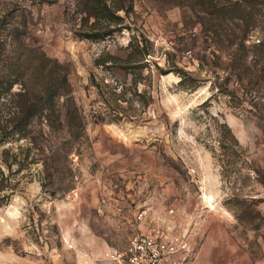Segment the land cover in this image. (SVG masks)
I'll return each mask as SVG.
<instances>
[{
	"label": "rangeland",
	"instance_id": "1",
	"mask_svg": "<svg viewBox=\"0 0 264 264\" xmlns=\"http://www.w3.org/2000/svg\"><path fill=\"white\" fill-rule=\"evenodd\" d=\"M75 1L0 0V35L10 56L18 53L13 27L26 20L27 48L67 66L71 95L87 121L84 136L70 143L67 130L52 129L29 152L26 139L0 147V155L23 148L22 167L8 169L0 161L5 176L18 183L0 208V264H109L105 251L125 248L134 232L132 200L147 190L159 195L157 211L173 207L179 222L202 210V246L190 264H264V53L250 47L264 39V0H253L258 26L244 52L254 77L232 67L236 47L218 20L212 28L207 0H131L126 23L152 40V59L164 69L175 63L189 71L199 86L184 88L174 71L155 72L139 87L151 93V104L143 111L135 105L133 115L121 119L103 107L91 74L130 81L95 60L106 51L125 55L132 32L125 28L99 41L78 37L65 16ZM221 83L233 94L218 92ZM5 99L10 95L0 98L4 112ZM101 112L106 118L97 121ZM223 123L241 145L237 152L219 145ZM34 125L35 133L38 119ZM43 160L54 166L46 188Z\"/></svg>",
	"mask_w": 264,
	"mask_h": 264
},
{
	"label": "trees",
	"instance_id": "2",
	"mask_svg": "<svg viewBox=\"0 0 264 264\" xmlns=\"http://www.w3.org/2000/svg\"><path fill=\"white\" fill-rule=\"evenodd\" d=\"M258 5L253 0L224 2L207 0L205 5L204 11L211 21L212 28L216 26L215 21L218 20L227 39L236 47V55L232 57L231 64L236 72L239 71V76L241 72H245L249 77H254L257 72L247 65L248 53L244 52L249 47L246 45L249 32L258 26L256 23ZM133 9L131 0H76L72 6L67 7L65 16L74 23V32L78 37L99 41L122 32L125 28L131 30L126 23V17ZM27 26L26 20H22L13 27L14 38L11 43H18V53L12 56L8 53V41L2 39L0 35V98L4 99L6 95H10V99H5L2 103L4 105L9 103L8 111L4 112L0 109V147L12 139H26L28 141L26 151L29 152V146L35 144L38 137L46 130H67L71 136L67 143L80 139L85 134L87 121L85 114L71 95L67 66L53 60L42 51L27 48L22 37ZM131 32L125 47V55L106 51L95 60L96 67L105 72L118 69L130 76V81L116 78L109 80L106 77L98 78L94 73L91 74V85L96 87L99 101L106 110H115L112 117L116 119H121L126 114L127 117H131L133 114L128 112L136 111L135 105L143 111L151 104V93L147 89L140 90L139 87L151 81L155 72L167 74L174 71L181 77L179 83L184 88L194 90L199 86L189 71L178 67L175 63H173V69L161 67L152 59L154 53L152 40L142 33H136L133 30ZM250 47L263 54L264 39ZM259 56L260 54L257 55ZM5 65L11 68V71H6ZM15 84L21 85L20 90L11 94L10 91ZM229 87L228 83L226 85L221 83L217 87L218 92L233 94ZM62 98L66 100L61 102ZM105 118L102 112L96 115L97 121ZM37 119L39 125L36 131L38 132L34 133V123ZM219 145L226 152L229 150L237 152V149L241 147L226 123L222 124ZM20 147L22 146H18ZM22 150L23 148L21 150L12 147L4 148L0 161L5 167L12 169L15 163L21 164ZM66 154H69V148ZM53 170L54 166L43 160V188L54 180ZM17 186L18 183H13L9 175L5 176L0 164V208L9 201ZM9 189L12 192H6Z\"/></svg>",
	"mask_w": 264,
	"mask_h": 264
},
{
	"label": "built area",
	"instance_id": "3",
	"mask_svg": "<svg viewBox=\"0 0 264 264\" xmlns=\"http://www.w3.org/2000/svg\"><path fill=\"white\" fill-rule=\"evenodd\" d=\"M158 197L152 190L135 193L134 232L123 250L105 251L109 264H190L196 260L202 246V210L197 209L186 221L179 222L173 207L165 209L164 215L157 211Z\"/></svg>",
	"mask_w": 264,
	"mask_h": 264
}]
</instances>
